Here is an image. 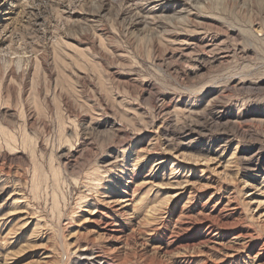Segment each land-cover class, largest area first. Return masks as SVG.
<instances>
[{
    "label": "rangeland",
    "instance_id": "rangeland-1",
    "mask_svg": "<svg viewBox=\"0 0 264 264\" xmlns=\"http://www.w3.org/2000/svg\"><path fill=\"white\" fill-rule=\"evenodd\" d=\"M0 264H264V0H0Z\"/></svg>",
    "mask_w": 264,
    "mask_h": 264
}]
</instances>
